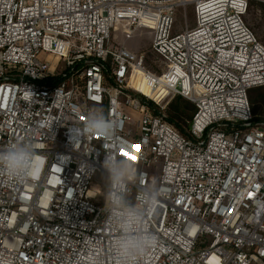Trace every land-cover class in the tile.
I'll use <instances>...</instances> for the list:
<instances>
[{
	"label": "built area",
	"instance_id": "obj_1",
	"mask_svg": "<svg viewBox=\"0 0 264 264\" xmlns=\"http://www.w3.org/2000/svg\"><path fill=\"white\" fill-rule=\"evenodd\" d=\"M250 1L0 0V148L31 141L47 157L35 179L0 171V264H118L91 189L111 153L161 193L146 224L156 243L134 264H264V120L248 98L264 86V45ZM190 3L195 26L177 33ZM146 37L150 63L135 48ZM178 95L196 106L189 136L166 119ZM92 107L121 121L114 138L76 134Z\"/></svg>",
	"mask_w": 264,
	"mask_h": 264
},
{
	"label": "clouds",
	"instance_id": "obj_2",
	"mask_svg": "<svg viewBox=\"0 0 264 264\" xmlns=\"http://www.w3.org/2000/svg\"><path fill=\"white\" fill-rule=\"evenodd\" d=\"M121 121L109 117L102 108L92 107L84 114L77 135L114 138ZM47 157L31 141H19L0 148V171L16 180L37 178ZM102 185L107 224L117 233L113 249L118 264H134L138 256L156 243V236L146 228L147 218L154 210L160 190L144 185L137 167L115 153L102 161ZM141 189L133 194V186Z\"/></svg>",
	"mask_w": 264,
	"mask_h": 264
},
{
	"label": "rangeland",
	"instance_id": "obj_3",
	"mask_svg": "<svg viewBox=\"0 0 264 264\" xmlns=\"http://www.w3.org/2000/svg\"><path fill=\"white\" fill-rule=\"evenodd\" d=\"M249 15L250 16L247 17V23L259 41L264 45V3H256ZM194 26V4L190 3L186 9L177 10L175 28L177 33H179L185 31L187 28H193ZM135 48L139 51L146 52L148 63L156 60V56L150 50V41L147 37L140 42L139 47ZM172 101L173 99L169 100L166 110ZM254 108L255 111L253 113L255 119L264 120V91L258 93V102L254 105ZM150 173L153 176V179L157 182L158 176L161 173V165H159L155 171H150ZM101 177L102 171H98L94 177L93 185L91 186V189L96 193V197H94L92 201L98 204H104V189Z\"/></svg>",
	"mask_w": 264,
	"mask_h": 264
},
{
	"label": "trees",
	"instance_id": "obj_4",
	"mask_svg": "<svg viewBox=\"0 0 264 264\" xmlns=\"http://www.w3.org/2000/svg\"><path fill=\"white\" fill-rule=\"evenodd\" d=\"M258 1H250L248 11L245 16L247 23V17L250 16L252 8ZM248 24V23H247ZM264 91V86L253 87L248 91V98L252 107V112L255 111L254 105L258 102V93ZM166 119L168 123L173 125L182 135L189 136V122L192 120L194 113L196 112V106L190 100L182 97L175 96L173 101L169 104L166 110ZM254 114V113H253Z\"/></svg>",
	"mask_w": 264,
	"mask_h": 264
},
{
	"label": "bare ground",
	"instance_id": "obj_5",
	"mask_svg": "<svg viewBox=\"0 0 264 264\" xmlns=\"http://www.w3.org/2000/svg\"><path fill=\"white\" fill-rule=\"evenodd\" d=\"M141 90L145 92V94L152 95L151 91L146 87H143Z\"/></svg>",
	"mask_w": 264,
	"mask_h": 264
}]
</instances>
